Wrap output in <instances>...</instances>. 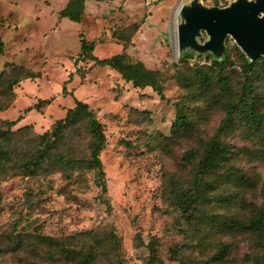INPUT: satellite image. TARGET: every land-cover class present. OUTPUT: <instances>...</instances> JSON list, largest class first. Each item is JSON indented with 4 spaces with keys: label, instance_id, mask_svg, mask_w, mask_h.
<instances>
[{
    "label": "rangeland",
    "instance_id": "374dc122",
    "mask_svg": "<svg viewBox=\"0 0 264 264\" xmlns=\"http://www.w3.org/2000/svg\"><path fill=\"white\" fill-rule=\"evenodd\" d=\"M67 1L0 0L4 46L0 71L12 63L39 73L17 82L14 101L0 117L11 120L13 129L29 124L32 132L41 133L63 118L75 99L86 102L105 136L99 158L106 192L95 184L91 171L68 182L59 172L39 180L13 176L1 181L0 250H8L5 236L9 232L60 237L113 227L125 264H179L176 254L187 264H264V234L241 227L223 232L217 223L232 216L242 223L264 210V120L251 127L235 117L219 132L224 102L231 96L199 97L185 85L196 65L210 68L229 55L232 63L228 69L236 75L241 68L238 54L248 62L261 56L250 59L230 36L220 54L199 50L196 46L208 40L205 31L195 38V44L179 49L181 0H86L80 21L59 15ZM233 1L201 0V4L222 8ZM81 35L95 42L93 53L98 58L125 51L131 59L155 70L163 99L149 86H132L107 66L81 61L75 65ZM250 86L249 96L264 97V77ZM45 99L49 103L41 102ZM176 104L192 122L188 131L172 126ZM217 134L229 157L207 179L212 186L205 189L207 199L198 206L197 215L181 219L171 191L176 184L191 180L196 165L184 156L190 149L201 152ZM236 169L250 178V188L225 178L227 171ZM228 194L234 196L232 203L217 201ZM135 234L143 245H133ZM152 236L157 258L150 262L146 244ZM222 247L223 258L214 261ZM25 257L0 251V264H21L19 259Z\"/></svg>",
    "mask_w": 264,
    "mask_h": 264
},
{
    "label": "trees",
    "instance_id": "16d2710c",
    "mask_svg": "<svg viewBox=\"0 0 264 264\" xmlns=\"http://www.w3.org/2000/svg\"><path fill=\"white\" fill-rule=\"evenodd\" d=\"M85 1L68 0L59 15L80 21ZM218 1L215 0V3ZM125 45L124 41L123 47ZM94 49L95 42L81 35L80 50L74 59L75 65L81 61L107 66L118 72L132 86H149L163 99L155 70L146 68L141 61L131 59L125 51L98 58L93 53ZM3 50L0 38V55ZM237 60L241 68L236 75L234 71L228 69L232 61L229 55H226L224 61L213 62L210 68L196 65L193 68L194 75L185 81V85L191 88L192 95L194 93H198L199 97L219 95L218 98L222 97L220 94L231 96V100L224 102L226 111L219 132L224 131L225 127L236 119L235 117H240L243 123L251 127L264 120V113L259 111V107L264 108V97L261 99L257 93L249 96L252 81L264 77V58L258 57L248 62L240 53ZM38 76L39 73L21 65L5 64L0 71V113L13 103V88L18 81ZM239 96L241 98H238ZM41 102L47 104L49 99ZM176 105L175 121L172 126L179 131L190 130L192 122L186 110ZM12 126L11 120L0 117V182L13 176L45 179L55 172L61 173L68 182L80 173L91 171L95 184L103 193L106 192L104 171L99 158L105 136L102 124L86 102L75 99L74 105L66 110L64 117L57 119L50 130L41 133L32 132L29 124L15 129ZM228 157L229 150L218 134L206 142L201 152L197 149L187 151L184 159L195 162L194 174L187 184H176L171 191L179 218L188 220L197 215L198 206L207 199L205 189L210 186L207 179L223 167ZM225 178L242 188L252 186L250 178L238 169L235 172L227 171ZM217 201L232 203L234 196L228 194ZM217 223L223 232H234L241 227L246 231L264 234V210L249 215L242 223L237 216L218 220ZM100 242L104 244L103 247L99 246ZM133 245L135 247L143 245L139 234H135ZM5 246L8 250L5 251L1 247L2 253L26 255L23 260L19 259L18 262L21 264H125L120 250V240L113 227L90 229L60 237L26 231L9 232L5 236ZM146 248L149 261H156L155 237L150 238ZM224 253L225 247L219 248L214 261L221 260ZM176 256L179 264H187L180 256L177 254Z\"/></svg>",
    "mask_w": 264,
    "mask_h": 264
},
{
    "label": "water",
    "instance_id": "95a60500",
    "mask_svg": "<svg viewBox=\"0 0 264 264\" xmlns=\"http://www.w3.org/2000/svg\"><path fill=\"white\" fill-rule=\"evenodd\" d=\"M178 14L179 49L195 44V38L205 31L208 40L196 46L199 50L220 54L230 36L250 59L264 58V0H234L222 8H207L201 0H186Z\"/></svg>",
    "mask_w": 264,
    "mask_h": 264
},
{
    "label": "built area",
    "instance_id": "2783aa9c",
    "mask_svg": "<svg viewBox=\"0 0 264 264\" xmlns=\"http://www.w3.org/2000/svg\"><path fill=\"white\" fill-rule=\"evenodd\" d=\"M184 1H186V0H181V3L184 2Z\"/></svg>",
    "mask_w": 264,
    "mask_h": 264
},
{
    "label": "bare ground",
    "instance_id": "6f19581e",
    "mask_svg": "<svg viewBox=\"0 0 264 264\" xmlns=\"http://www.w3.org/2000/svg\"><path fill=\"white\" fill-rule=\"evenodd\" d=\"M181 6V5H180Z\"/></svg>",
    "mask_w": 264,
    "mask_h": 264
},
{
    "label": "crops",
    "instance_id": "0c3cea01",
    "mask_svg": "<svg viewBox=\"0 0 264 264\" xmlns=\"http://www.w3.org/2000/svg\"><path fill=\"white\" fill-rule=\"evenodd\" d=\"M72 107V106H71Z\"/></svg>",
    "mask_w": 264,
    "mask_h": 264
}]
</instances>
